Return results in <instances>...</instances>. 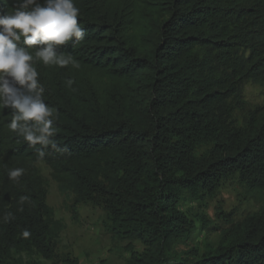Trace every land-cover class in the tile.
Instances as JSON below:
<instances>
[{"label": "trees", "instance_id": "1", "mask_svg": "<svg viewBox=\"0 0 264 264\" xmlns=\"http://www.w3.org/2000/svg\"><path fill=\"white\" fill-rule=\"evenodd\" d=\"M75 5L86 34L60 51L79 67L35 60L56 109L54 139L69 151L39 158L8 129L11 110H0V264H79L57 253L64 225L46 202L41 163L74 208H102L108 232L141 242L140 252L127 245L125 264H264V202L216 244L177 248L196 222L180 209L184 193L213 196L230 177L264 191V107L233 117L242 84L264 88V0ZM12 168L25 170L19 182Z\"/></svg>", "mask_w": 264, "mask_h": 264}, {"label": "clouds", "instance_id": "2", "mask_svg": "<svg viewBox=\"0 0 264 264\" xmlns=\"http://www.w3.org/2000/svg\"><path fill=\"white\" fill-rule=\"evenodd\" d=\"M0 4L6 6L8 0H0ZM79 15L75 0H14L10 10L0 13V110H11L8 129L35 148L41 159L49 149L61 154L69 149L54 139L56 109L44 99L45 88L35 60L44 65L79 67L71 53L60 51V46L85 37L86 28L78 22ZM73 83L67 81L69 87ZM24 171L9 169L8 178L19 182ZM29 199L21 196L19 202ZM11 218L7 213L4 220ZM22 234L30 235L27 229Z\"/></svg>", "mask_w": 264, "mask_h": 264}, {"label": "rangeland", "instance_id": "3", "mask_svg": "<svg viewBox=\"0 0 264 264\" xmlns=\"http://www.w3.org/2000/svg\"><path fill=\"white\" fill-rule=\"evenodd\" d=\"M234 119L241 122L249 112L264 107V88L252 82L242 84ZM47 185L46 202L53 209L54 217L62 221L64 228L57 240V253H70L79 264H125L130 254L127 245L138 252L143 245L138 240L119 239L105 228L102 208L90 204L72 206V197L59 192L56 182L45 164H37ZM264 202L263 192H250L236 177L223 181L213 196L197 197L184 193L180 209L195 219V229L185 243L177 248L196 246L205 249L216 244L237 222L260 210ZM40 264H50L35 257Z\"/></svg>", "mask_w": 264, "mask_h": 264}]
</instances>
